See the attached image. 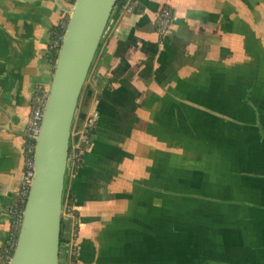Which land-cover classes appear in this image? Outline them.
<instances>
[{"label": "crops", "instance_id": "crops-1", "mask_svg": "<svg viewBox=\"0 0 264 264\" xmlns=\"http://www.w3.org/2000/svg\"><path fill=\"white\" fill-rule=\"evenodd\" d=\"M67 8L0 0V248L22 130L35 87L50 88V36ZM104 38L73 129L92 109L100 118L66 176L77 264H264V0H138Z\"/></svg>", "mask_w": 264, "mask_h": 264}, {"label": "water", "instance_id": "water-1", "mask_svg": "<svg viewBox=\"0 0 264 264\" xmlns=\"http://www.w3.org/2000/svg\"><path fill=\"white\" fill-rule=\"evenodd\" d=\"M117 1L76 0L70 11L36 140L35 177L10 264H60L61 244L69 241L71 228V218L62 211L74 119Z\"/></svg>", "mask_w": 264, "mask_h": 264}, {"label": "built area", "instance_id": "built-area-1", "mask_svg": "<svg viewBox=\"0 0 264 264\" xmlns=\"http://www.w3.org/2000/svg\"><path fill=\"white\" fill-rule=\"evenodd\" d=\"M68 8L63 14L61 21L54 27L51 32L49 50L55 48L59 51L64 32L69 20L70 11L76 0H65ZM138 0H125L121 7L122 13H130L133 11ZM174 17V10L170 5H164L158 12L156 18V30L160 36L166 35L170 28ZM58 30H63V34H59ZM50 88L42 85L35 87L31 98L29 114L22 133L25 138L23 161L24 169L21 175V183L15 195L13 202L7 209L9 227L4 244L0 248V264H10L13 253L18 243L19 233L23 222L24 209L30 192L32 181L35 177V150L36 140L41 131V125L44 110L48 101ZM100 113L97 109H92L85 117L84 122L79 128L72 129V139L69 150L67 174L76 173L84 163L85 156L92 145V137L94 129L99 121ZM67 197L63 201V217L71 218V228L69 241L63 242L62 246L67 251V263L77 264L79 230L81 222L77 214V210L73 205L66 202ZM76 258V260H75Z\"/></svg>", "mask_w": 264, "mask_h": 264}, {"label": "trees", "instance_id": "trees-1", "mask_svg": "<svg viewBox=\"0 0 264 264\" xmlns=\"http://www.w3.org/2000/svg\"><path fill=\"white\" fill-rule=\"evenodd\" d=\"M125 0H118L115 7H114V10L112 12V15H111V18H110V21L112 20H116L118 17H119V13L121 12V7L122 5L124 4ZM110 25V22L109 24ZM58 33L59 34H63V30H58ZM105 38L102 39L101 43H100V46L98 48V51L96 53V56L95 58L97 57L99 51H100V48L102 46V43L104 41ZM57 55H58V51L57 49L55 48H50L49 50V57H50V60L52 61V63L55 65V62H56V59H57ZM93 65V64H92ZM92 67V66H91ZM90 71H91V68H90ZM89 71V73H90ZM67 199H66V202L69 204V205H73L74 202H75V199H74V195L72 194V192H68L67 195H66ZM76 260V258H75Z\"/></svg>", "mask_w": 264, "mask_h": 264}, {"label": "rangeland", "instance_id": "rangeland-1", "mask_svg": "<svg viewBox=\"0 0 264 264\" xmlns=\"http://www.w3.org/2000/svg\"><path fill=\"white\" fill-rule=\"evenodd\" d=\"M110 24H111V21H110ZM89 79H90V74L88 75V78H87V81H86V83H85V86H84V89H83V92H82V94H81V97H80V102H79V105H80V103H81V100L83 99V97L85 96V93H86V90H87V86H88V84H89ZM79 110V106H78V109H77V111ZM66 191V190H65ZM67 195V193L65 192L64 193V199H65V196ZM64 199H63V201H64ZM61 246H62V244H61ZM62 253V252H61ZM62 256V255H61Z\"/></svg>", "mask_w": 264, "mask_h": 264}]
</instances>
